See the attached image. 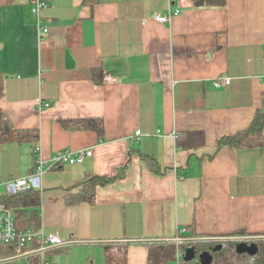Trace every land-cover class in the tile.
<instances>
[{
	"label": "crops",
	"instance_id": "0c3cea01",
	"mask_svg": "<svg viewBox=\"0 0 264 264\" xmlns=\"http://www.w3.org/2000/svg\"><path fill=\"white\" fill-rule=\"evenodd\" d=\"M198 1L46 0L42 33L28 1L0 0V110L14 128L38 131L46 163L37 175L31 141L0 145V192L20 179L37 189L44 233L264 235V147L218 145L263 104L264 0ZM167 13L165 23L154 19ZM221 76L230 82L214 85ZM88 118L103 120L101 136L65 123ZM86 148L93 153L81 162L52 163L58 151ZM125 164L92 203L77 201L85 179ZM125 245L126 264H147V245ZM105 246L46 252L55 264H103Z\"/></svg>",
	"mask_w": 264,
	"mask_h": 264
},
{
	"label": "trees",
	"instance_id": "16d2710c",
	"mask_svg": "<svg viewBox=\"0 0 264 264\" xmlns=\"http://www.w3.org/2000/svg\"><path fill=\"white\" fill-rule=\"evenodd\" d=\"M209 5H223L225 0H207ZM92 79L96 84H103L104 75L102 70L93 71ZM2 89V78L0 74V90ZM67 126L78 129H91L99 136L103 132V120L100 118L74 119L65 122ZM264 96L263 104L258 108L253 116L249 127L231 136H224L218 140V145H229L231 147L256 148L264 147ZM39 135L35 129H16L12 126L8 117L0 110V145L9 141L34 143L35 158L38 155L39 149L37 146ZM59 165V164H58ZM156 170L158 166L155 165ZM129 166L125 164L117 170L114 175H93L85 179L82 183L87 186V190L79 195L77 201L93 202L95 196V188L97 186L108 185L115 180L126 175ZM40 195L35 188L29 187L23 191H5L0 192V210H10L13 214L14 226L17 232L26 230L40 229V214H39ZM235 234L245 235V231H238ZM178 234V237H181ZM258 252L251 256L246 253H237L235 250L236 243L225 242L218 251H213V243H197V253L203 250L210 252L212 261L209 264H264V241H258ZM38 241H33L31 246L24 245L22 251H27L30 248L38 247ZM149 248L147 264H173L175 261L176 250H184L189 244L176 243H151L145 244ZM17 244L15 241L11 243L0 244V259L8 258L16 253ZM46 258L51 262L48 253L45 252ZM39 260L38 254L30 255L20 260L23 263H36ZM19 262V261H18ZM53 263V262H52ZM55 264V263H53ZM103 264H126V245L116 244L105 246L104 263ZM181 264H202L196 256L194 260H181Z\"/></svg>",
	"mask_w": 264,
	"mask_h": 264
},
{
	"label": "built area",
	"instance_id": "2783aa9c",
	"mask_svg": "<svg viewBox=\"0 0 264 264\" xmlns=\"http://www.w3.org/2000/svg\"><path fill=\"white\" fill-rule=\"evenodd\" d=\"M26 1H28L31 5L32 15L36 19L40 31L42 33H48L49 28L44 24H42V17H41L42 11H44L47 7L46 0H26ZM170 15H172V13L156 15L154 19L158 22L165 23L169 21ZM229 82L230 79L228 77H223V76L213 80V83L216 86L222 84H228ZM48 105L49 103L43 104V106H48ZM139 134L140 131L137 130L135 132V135L138 136ZM92 153L93 150L91 148L80 149L77 151L63 149L61 151H58L53 156L52 163L58 165L61 163L81 162L85 157L91 155ZM35 161L37 165L36 174L40 175L43 172V168L46 165V163L41 159L39 155L36 156ZM5 185L8 191H23L30 187L26 179H20L16 181L8 180L5 182ZM13 241H15L17 244L16 253L13 256L28 252L29 250L22 251L21 247L24 245H28L33 241H38L39 243L38 247L32 249L33 251L63 242L61 237L56 233H44V231L41 228L35 231L26 230V231L17 232L14 226V219L12 212L7 209L0 210V244L11 243ZM38 255H39L38 262L32 264H53L48 258H46L45 252L38 253ZM183 255H184L183 250L180 249L176 250L175 264H181ZM0 264H31V263L12 261V262L0 263Z\"/></svg>",
	"mask_w": 264,
	"mask_h": 264
},
{
	"label": "water",
	"instance_id": "95a60500",
	"mask_svg": "<svg viewBox=\"0 0 264 264\" xmlns=\"http://www.w3.org/2000/svg\"><path fill=\"white\" fill-rule=\"evenodd\" d=\"M197 5L203 4V0H200L196 3ZM258 241H264V235H235V236H203V237H174V238H148V239H120V240H69L63 241L59 244H54L47 246L43 249H37L34 251H28L19 255L11 256L8 258L0 259V263L17 261L23 258H26L33 254H38L41 252H46L51 249H55L62 246L69 245H85V244H130V243H142V244H151V243H176V244H189L183 250V259L185 261H191L198 256L202 264H209L212 261V256L209 251L203 250L200 253H197L196 244L197 243H213V251H218L222 248L223 243L225 242H234L235 250L237 253H246L248 255H255L258 252Z\"/></svg>",
	"mask_w": 264,
	"mask_h": 264
},
{
	"label": "rangeland",
	"instance_id": "374dc122",
	"mask_svg": "<svg viewBox=\"0 0 264 264\" xmlns=\"http://www.w3.org/2000/svg\"><path fill=\"white\" fill-rule=\"evenodd\" d=\"M54 259H55V260H58V258H56V257H55ZM173 264H175V261H173Z\"/></svg>",
	"mask_w": 264,
	"mask_h": 264
}]
</instances>
